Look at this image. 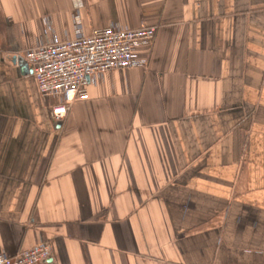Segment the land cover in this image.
<instances>
[{"label": "crops", "instance_id": "1", "mask_svg": "<svg viewBox=\"0 0 264 264\" xmlns=\"http://www.w3.org/2000/svg\"><path fill=\"white\" fill-rule=\"evenodd\" d=\"M75 16L155 34L54 122L23 55ZM39 242L48 264H264V0H0V252Z\"/></svg>", "mask_w": 264, "mask_h": 264}, {"label": "built area", "instance_id": "2", "mask_svg": "<svg viewBox=\"0 0 264 264\" xmlns=\"http://www.w3.org/2000/svg\"><path fill=\"white\" fill-rule=\"evenodd\" d=\"M73 25V38L45 37L23 55L39 93L55 102L50 110L54 122L64 119L75 102L86 101L87 85L96 84L106 73L144 67L146 61L138 58L135 49L149 45L155 34L154 27L130 29L118 20L89 35L83 33L77 16ZM50 255L49 243L39 242L15 255L0 252V264H48Z\"/></svg>", "mask_w": 264, "mask_h": 264}]
</instances>
